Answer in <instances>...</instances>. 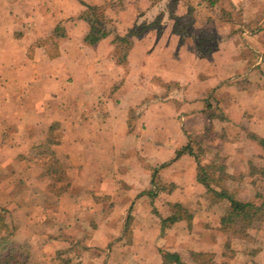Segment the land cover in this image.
<instances>
[{"label":"crops","instance_id":"1","mask_svg":"<svg viewBox=\"0 0 264 264\" xmlns=\"http://www.w3.org/2000/svg\"><path fill=\"white\" fill-rule=\"evenodd\" d=\"M237 4L241 29L224 25L221 16L196 27L203 35L184 36L166 16L160 28L133 39L124 57L115 38L157 17L151 0H0V205L16 210L14 240L52 243L64 264H166L165 252L181 259L170 264H198L197 254L225 261L221 207L228 203L213 198L212 188L222 187L204 183L212 178L207 167L224 164L232 186L244 177L250 196L227 191L236 200L264 196L252 183L264 175L251 174L253 165L264 166V0L219 5L231 12ZM87 5L107 23L108 36L94 45L86 41ZM219 59L225 63L216 66ZM187 146L198 153L199 159L182 154L196 161L197 179L159 180L175 188L158 203L154 181ZM49 160L65 169L70 183L63 193L51 188L45 167L32 166ZM16 163L23 166L17 173ZM17 178L25 182L22 194L14 189ZM206 201L215 208L203 220L196 212ZM177 206L192 218L183 215L163 231ZM79 211L93 221L79 219ZM153 244L155 263L141 252Z\"/></svg>","mask_w":264,"mask_h":264},{"label":"rangeland","instance_id":"2","mask_svg":"<svg viewBox=\"0 0 264 264\" xmlns=\"http://www.w3.org/2000/svg\"><path fill=\"white\" fill-rule=\"evenodd\" d=\"M136 0H132V2H135ZM182 0V2L180 4H178L177 8H176V13H175V21H173L174 23V27H176L177 29L180 30L181 34H183L184 36H188V35H203V34H198L200 31V29H196L197 26L199 25H203L204 23L213 25L212 23H214V21L216 20L215 18H217L218 20L221 19V5L220 4V0L218 2V9L215 11L213 9V7L211 6L212 3L210 4V0ZM222 6L224 7L225 4H222ZM235 9L232 10L231 12H228L226 9V13L224 15L226 16H222L224 18V22L221 21L222 23H224V25H228V26H236V29H241V27L243 26V24H241L239 21H243L240 20V16L238 15V10L239 9V4H237V8L236 6L234 7ZM224 9V8H223ZM217 16V17H215ZM234 17V18H233ZM228 19V20H225ZM201 21V23H200ZM229 22V23H227ZM107 25V23H106ZM206 27V26H205ZM224 31L228 30V27H224V26H220ZM210 28V27H209ZM196 32H195V31ZM194 32L196 34H194ZM173 35H179L176 34L175 32L173 33ZM180 36V35H179ZM168 39V37L166 38ZM213 39H211V41L206 44H209V46L212 44ZM126 46H124L125 48ZM165 48H167V46H164ZM128 48V47H127ZM122 49V48H121ZM122 51V50H121ZM125 51L123 52V55L125 57ZM217 55L219 54H227L228 56H230L229 52H216ZM216 66H220L221 64L225 63V60L223 59H219L215 62ZM217 69V68H216ZM220 68H218L217 70H219ZM217 80L214 79L212 81V83H215V81ZM129 104V102H127ZM173 127V123L171 124ZM169 126V125H168ZM90 150V149H89ZM87 151V150H86ZM98 153H100V155H102L101 153V149L97 150ZM178 154V153H177ZM222 163H219L217 165H213L211 166V169H209L210 175L212 174V178L210 176V180L212 181L214 187H222L224 189V191H230L231 189L236 190V194L238 195V197L242 198V199H247L250 195H248V193H244V191H247L246 188L248 189L247 186H243V181L242 179H238L237 181V185L232 186V184L235 182V178H231L230 175H228L226 173V171H228L227 167L225 166V170L223 168ZM95 166V165H94ZM242 166V165H240ZM244 167V165H243ZM157 173V171H156ZM214 173V175H213ZM16 174V173H15ZM251 174H257V175H264V166H257V165H253L252 166V171ZM225 178V179H224ZM166 180V181H171V182H176V181H180V180H185L186 182H188L189 180L193 181L195 179H197V163L196 161L191 158L188 155H182L179 159H177L175 161V163H173L171 166H166L164 168H162L161 173L159 174V176H157V180L158 181H154V183H156V186H153V189L151 191V193L154 195L153 198H156L159 200L161 198H163V195L161 196V193L163 191L166 190H174L175 186L173 184H166V187L163 186V188L159 185V180ZM234 180V181H233ZM196 182V181H195ZM83 182L80 181V184H82ZM255 189H262L264 188V181L261 180H254L252 181ZM155 185V184H154ZM239 185V186H238ZM23 184L20 183V178H17L15 181V191L16 194H22L23 191ZM238 188V189H237ZM123 191V189H121ZM234 192V191H233ZM243 192V194H242ZM176 195H178V192H176ZM179 198H181V195L178 196ZM94 197L90 198V200H92ZM82 198L80 197V203L82 202ZM128 200V199H127ZM254 201L255 206L253 207V209L251 210L250 214L248 217H240L238 219H236L235 222L230 223L227 230L224 229V237L227 235V242L225 244V251H224V257H225V261L228 264H253L252 262H255L256 264L259 263V261H261L262 264H264V196H257L256 199L252 200ZM83 203V202H82ZM165 203V202H164ZM16 204L18 205V203L16 202ZM166 204V203H165ZM206 209L203 211L202 208H200V211L198 209V211L196 212L197 215L203 217L204 219H209L212 217L215 205L213 204L212 206V210H210L209 208L211 207V205L209 204V201H206ZM226 206H222L221 209L224 212H227L228 210V205L225 204ZM198 208L199 206L196 205ZM81 210V208H80ZM179 211V209H177V212ZM156 214H158L159 216H162L161 210L158 207L156 209ZM81 215L83 216V219H88V220H92L93 215L90 214H84L81 213L79 211V219H81ZM99 215L98 213L95 215L97 216ZM15 216L16 213H15ZM94 219V218H93ZM214 219V216H213ZM81 221V220H80ZM15 225L17 226V220L15 219ZM214 221H211L210 224H212ZM174 223H170L168 220H164L162 223L163 229L165 228L166 231L168 228V226H171ZM176 224V223H175ZM215 224V223H214ZM133 226L132 222L130 223V226ZM176 225H174L173 227H170L168 230L171 233H174L177 231ZM180 226V224H179ZM18 227L16 228V232H18ZM12 229L9 227V229L7 230L6 234H3L4 236H7L10 233H13L11 231ZM86 228H81L79 229L81 234H86L87 233ZM131 227H129L128 232H130ZM162 231V233H163ZM179 233L181 234L183 232V229L179 228ZM16 232H14L12 234V236H16ZM3 232H1L2 234ZM54 235V234H52ZM162 235V234H161ZM160 234L157 236L158 238L162 239L164 238V235L161 236ZM153 236V235H152ZM172 238H174L173 240L175 241V239H177L178 237L175 236V234H172ZM213 237V236H212ZM14 241V240H13ZM16 241V240H15ZM226 241V240H225ZM17 242V241H16ZM19 243V242H18ZM26 250L28 251L29 257L26 260L25 264H61V262L63 263V261H61V259H55L54 257L56 256L55 254V247L52 246V243L48 245H41L39 242L36 243H28V246L25 245ZM43 246V248L40 250V252L38 251V247ZM86 244H77L76 248H81L84 247L85 248ZM151 249L147 251H145L146 248H144V250H142V253L146 252L148 253V255L150 256V260L152 263L157 262L158 258L156 257V255L158 254L157 251V247L156 245H151ZM81 251V250H80ZM131 252H135L138 251V249L132 250V248H130ZM166 253V252H165ZM141 254V253H140ZM261 255H263V259L260 260V258L258 259V257H261ZM39 256H46V257H42L40 258ZM67 257H70V255L68 254ZM222 259V264H225ZM160 263V261H159ZM158 263V264H159ZM64 264V263H63ZM71 264V261L68 263Z\"/></svg>","mask_w":264,"mask_h":264},{"label":"trees","instance_id":"3","mask_svg":"<svg viewBox=\"0 0 264 264\" xmlns=\"http://www.w3.org/2000/svg\"><path fill=\"white\" fill-rule=\"evenodd\" d=\"M152 5L150 8H154L153 6H157V17L151 21V18L144 19L141 23H136L132 29L129 30L128 34L126 36H116V42L120 43V47L122 48V52L126 51L129 47L133 44V39L141 38L145 35V32L152 29H158L160 28V25L165 23L164 20L167 16V19H174L176 8L178 4L182 2V0H151ZM212 3V7H214V0H210ZM215 8V7H214ZM87 11L86 16L84 18L91 24L92 32L86 37V41L90 44L94 45L98 43L101 39L108 36L107 31H103L102 29L105 22L100 21L97 17V12L99 8L87 5ZM218 9V7H217ZM216 9V10H217ZM222 16L226 13L225 8L220 9ZM146 16V15H145ZM163 22V23H162ZM124 46H126L124 48ZM128 47V48H127ZM264 145V143H263ZM194 148L192 146H187L182 151L178 152V156H181L184 152H188L190 154L196 155L198 157V153H194ZM54 160V159H52ZM52 160H49L47 163L43 164H36L33 165V167H39L43 166L45 167L48 172H50L53 176L52 184L50 185L51 188L58 192L63 193L69 188V180L66 177L65 169L61 164H58V162H54ZM16 169V173L18 172V168H22L23 166L21 164H15L14 165ZM208 171L211 169V166L207 167ZM23 171V169H22ZM207 170L204 169V173L206 174ZM206 182V183H205ZM208 182V183H207ZM212 181H206L204 180V183L207 185L208 188H210ZM20 183H25L24 180L20 179ZM210 184V185H209ZM212 191L214 192L213 198L215 200H223L226 201L229 205L228 211L222 216V226L223 230L228 228L230 223H233L236 221V219L240 217H248L251 210L255 206L254 203L251 202H240L234 198L233 195L229 194L226 190H222L221 192H216L214 188H212ZM179 209L178 214L176 213L174 216L170 217L168 221L170 223H176L179 220H183V215L187 216L188 218H192L190 214H188L184 209L181 210L179 206H177ZM16 210L7 208L5 206L0 205V264H25L26 260L29 257L28 251L26 250L25 246L21 243H18L14 240V236L12 234L16 232L17 226L15 225V216ZM9 227L12 229L11 231L13 233L8 234L7 236H4L3 234H6ZM1 232H3L1 234ZM14 240V241H13ZM197 263L198 264H218L214 262L213 254L208 256L207 254H197L196 255ZM164 262L166 264H170L172 262L181 263V259L177 254H171V253H165L164 254ZM225 264L226 261L224 262Z\"/></svg>","mask_w":264,"mask_h":264}]
</instances>
